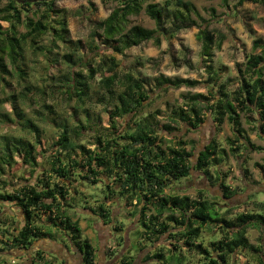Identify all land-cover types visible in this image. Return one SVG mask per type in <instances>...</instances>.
<instances>
[{
	"label": "trees",
	"instance_id": "obj_1",
	"mask_svg": "<svg viewBox=\"0 0 264 264\" xmlns=\"http://www.w3.org/2000/svg\"><path fill=\"white\" fill-rule=\"evenodd\" d=\"M5 1L7 6L0 8V88L6 97L4 101L0 99V105L12 104L15 119L8 113H0V123L17 124L25 134L1 136L0 176H5V170L15 165L19 157L32 168L34 178L40 168V155L38 142L32 139L39 140L42 134L39 122L52 120L58 136L52 149L55 152L48 160L49 170L45 169L33 183L9 193L7 181L0 179V215L5 214L6 204H13L25 218L24 225L11 233L7 223L0 222V253L5 249L26 251L46 238L57 240L55 233L43 230V223L39 224L42 220L48 229H54L67 239V246L81 256V264H96V248L84 238L80 222L73 220L71 214L77 213L79 208L87 210L116 232L125 233L124 223L112 226L113 209L117 206L139 218L140 226L134 234L139 245H132L139 251H144L149 244H157L165 236L174 242V249L162 246L147 254L143 261L146 264H191L194 256L200 257L197 264H235L236 253L246 249L257 254L258 264H264V246L251 245L246 236L250 226L264 231V203H257L256 212L227 219L229 213H221L218 204L206 199L202 191L197 198L167 193L172 184L189 178L192 170L202 172L211 180L210 168L225 161L226 149L213 141L198 154L193 165L194 154L187 149V141L178 139L173 145L166 144L155 116L141 115L151 99L146 80L133 71L120 73L115 56L103 57L98 52L105 49L124 55L149 41L159 46L162 36L170 38L177 31L199 26L193 15L206 21L193 3L165 0L160 5L150 0H116L117 6L110 15L96 22L90 40L83 42L71 40L64 11L54 8L56 1L37 0L24 4ZM245 3L264 5V0H238L237 6ZM173 6L174 12L170 10ZM143 11L155 22V29L131 24V17ZM31 13L32 16H28ZM169 15L174 23H179L174 31H166L163 26ZM21 28L26 31L22 32ZM199 29L197 38L202 46L205 81L163 75L154 81L156 89L208 86L207 95L187 94L183 105L170 113V122L183 123L196 130L211 115L217 130L226 121L232 126L234 139H228L231 153L263 151L264 148L253 143L246 134L242 117L256 124L260 135H264V41L254 42V49H260V53L250 55L244 67L238 68V88L229 91L227 84L221 82L226 68L216 66L214 61L215 51L222 48L225 37L208 28ZM46 40H50L49 43H44ZM60 43L65 52L59 58L55 49ZM28 50L45 58L46 69L60 66L61 74L51 77L45 87L25 85L17 93L12 90L5 94L7 77L16 75L26 82L28 76L23 62ZM49 87L50 94L58 90L74 101L72 112L56 111L52 105L43 103L48 113H39L42 119L30 117L24 110L26 102H32L35 97L43 98ZM93 101L101 106V112L91 108ZM103 114L107 115L106 126ZM162 128L169 134L177 130L171 124H164ZM87 135L93 139L90 148L82 143ZM260 168L264 178V166ZM216 174L222 198H233L236 193L226 184V176L223 179L220 173ZM82 186L85 191L80 188ZM214 224L219 225L223 237L205 246L203 233ZM125 241L123 235L119 246ZM48 258L45 252L37 251L30 264H54ZM53 259H57L56 256ZM115 264H135V257L125 254Z\"/></svg>",
	"mask_w": 264,
	"mask_h": 264
},
{
	"label": "rangeland",
	"instance_id": "obj_2",
	"mask_svg": "<svg viewBox=\"0 0 264 264\" xmlns=\"http://www.w3.org/2000/svg\"><path fill=\"white\" fill-rule=\"evenodd\" d=\"M53 1H56L54 7L56 10L64 11L71 40H82L83 42L90 40L89 36L94 24L107 18L117 6L116 0ZM164 1L150 0V2L160 5H163ZM186 1L193 3L207 23L193 15L192 18L199 26L177 31L170 38L162 36L159 46L155 45L153 41H149L126 51L124 55H117L105 49H101L98 52L102 53L103 57L106 55L115 56L120 65L118 68L120 73L133 71L146 80V88L151 92V99L147 102L141 115L151 114L155 116L156 121L159 122L158 128L162 130L160 132L161 136L165 138L166 144L173 145L178 139L187 141L189 143L187 149L191 150L194 154L191 158L193 165L196 164L198 154L213 141L220 144L221 148L226 149L228 156L225 161L218 166L210 168V173L213 176L211 180H207V177L202 172L192 170L189 178L172 184L167 189V193L197 198L199 192L202 191L206 199L215 201L218 204L217 207L221 213H229L227 214V219H234L240 214L256 212L257 203H264V178L263 170L260 168L261 165L264 166V150L231 153V144L228 143V139H234L232 126L226 121L221 129L217 130L210 118L211 115L196 130L190 129L183 123H171L170 113L173 109L183 105V98L190 93L207 95L208 86L200 84L195 88L156 89L154 81L162 75L168 78L198 80L201 83L205 81L207 74L203 70L202 46L197 38L200 27L202 29L208 28L210 31L225 37L222 48L215 51L214 61L216 66L226 68V73L221 82L227 84L229 91L237 89L239 85L238 68L244 67L250 55L260 53V49H254V42L258 40L264 41V5L245 3L242 6H237L238 0ZM5 6H7V1L4 0L0 3V8H4ZM170 10L174 12V6ZM28 16L31 17L32 13ZM35 18L37 19V17ZM130 20L132 25H141L148 29L156 28L155 22L144 11L137 16L131 17ZM177 24L179 23H174L172 16L169 15L163 26L166 31H174ZM21 30L22 32L26 31L24 28H21ZM49 41L46 40L44 43H49ZM59 45V48L55 49V55H59L58 57L60 58L61 54L65 51H63V44L60 43ZM23 64L28 76L26 82L23 83L16 75L7 77L8 88L5 89V94L10 93L12 90H15V93H17L25 85L45 87L51 77L60 75L62 71L60 66L46 69L48 66L45 58L34 53L32 50H28L27 59ZM50 92L51 88L49 87L47 95H44L43 98L39 99L35 97L32 102H26L24 110L30 117L42 119L43 117L39 113H48V110L42 107L43 103L52 105L56 111H63L64 113L72 112V107L75 106L74 101H70L61 91L55 90L53 94H50ZM4 96L6 97L0 88V99H3V101ZM94 101L90 105L91 108L101 112V106L95 104ZM12 107H14L12 104L0 105V113H8L15 119ZM126 120L129 121L130 118ZM106 122L107 115L103 114L104 126L107 125ZM39 124L41 129H43L39 140L37 138L32 139V136H30V139L33 142H38L36 145L40 155L38 156L40 168H38L33 178L32 168L24 164L21 158L16 157V164L5 170V176H0L2 181H7V191L9 193H12L16 188L33 183L37 176H40L45 169L49 170L50 168L48 160H50L52 153L55 152L52 149L58 136V129L54 122L49 119L45 122H39ZM164 124H171L177 130L169 134L163 130L162 125ZM242 126L251 141L264 148V135H260L256 124L243 115ZM24 134L17 124L0 123V138L3 135L19 137ZM82 143L90 148L93 139L87 135L82 138ZM216 173H220L223 179L226 176V184L234 189L236 193L233 198L229 200L222 198V192L218 187L219 184H217L218 174ZM52 182L54 181L52 180ZM80 188L82 191L86 190L84 186ZM113 214L114 223L112 226L124 223L125 233L116 232L111 225H105L102 220L87 210L79 208L77 213L71 214L73 220L80 222L84 238L88 239L96 248V264L118 263L121 257L128 253L135 257V264H146L143 261L147 254L155 252L162 246L174 249L172 247L174 242L168 236H165L157 244H149L144 251H139L138 248L132 246L133 244L139 245L138 238L134 235L137 226H140L138 224L139 218L131 216L128 210H123L121 207L117 208V206L114 207ZM41 221H39V224L43 223V230L48 231L47 233L49 234L51 232L55 233L57 240L53 242L49 238L43 239L42 241L35 242L26 251H9L5 249L0 253V264H30L32 257L35 256L37 251H43L46 255H49L50 258L48 259L53 261L54 264H66V254L71 251L73 252V256L70 264H81V256L76 250H72L71 246H67V239L60 234L58 235V232L54 229H48L46 224ZM0 222L2 224L7 223L9 233H11L14 231V228L20 229L24 225L25 218L23 213L13 204H6L5 214L0 215ZM123 235L126 238L125 244L119 246L120 237ZM246 236L251 245L258 248L261 244L264 246V231L262 229L250 226L247 228ZM222 237V230H220L219 225L214 224L209 226L203 233L204 245L208 246L210 242L220 240ZM209 250L215 255L211 248ZM54 256L57 259H53ZM191 259V264H197L200 257L194 256ZM234 261L235 264H258L257 254L253 253L250 249L238 251ZM151 263H154V261H151ZM147 264H150V262H147Z\"/></svg>",
	"mask_w": 264,
	"mask_h": 264
},
{
	"label": "crops",
	"instance_id": "obj_3",
	"mask_svg": "<svg viewBox=\"0 0 264 264\" xmlns=\"http://www.w3.org/2000/svg\"><path fill=\"white\" fill-rule=\"evenodd\" d=\"M38 241H42V240H38ZM53 242H55V241H53ZM72 256H73V252H71V251L67 252L66 257H65L66 264H70L71 263L70 261H71Z\"/></svg>",
	"mask_w": 264,
	"mask_h": 264
},
{
	"label": "water",
	"instance_id": "obj_4",
	"mask_svg": "<svg viewBox=\"0 0 264 264\" xmlns=\"http://www.w3.org/2000/svg\"><path fill=\"white\" fill-rule=\"evenodd\" d=\"M18 4H24L26 2L28 3H34L36 2L37 0H15ZM45 1H53V0H45Z\"/></svg>",
	"mask_w": 264,
	"mask_h": 264
}]
</instances>
